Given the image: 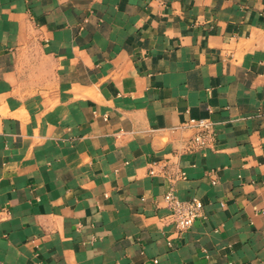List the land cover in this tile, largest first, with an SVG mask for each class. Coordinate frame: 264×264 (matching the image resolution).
<instances>
[{"label": "crops", "instance_id": "0c3cea01", "mask_svg": "<svg viewBox=\"0 0 264 264\" xmlns=\"http://www.w3.org/2000/svg\"><path fill=\"white\" fill-rule=\"evenodd\" d=\"M0 264H264V0H0Z\"/></svg>", "mask_w": 264, "mask_h": 264}, {"label": "built area", "instance_id": "2783aa9c", "mask_svg": "<svg viewBox=\"0 0 264 264\" xmlns=\"http://www.w3.org/2000/svg\"><path fill=\"white\" fill-rule=\"evenodd\" d=\"M214 123L210 119L191 118L184 124V128L195 130L189 147L191 149H205L213 146L215 142ZM154 174V171H151ZM185 178V174L180 175ZM164 203L167 205L170 214L169 220L179 231H187L195 221L203 214L204 205L199 199L189 201L180 200L171 190L164 196Z\"/></svg>", "mask_w": 264, "mask_h": 264}]
</instances>
